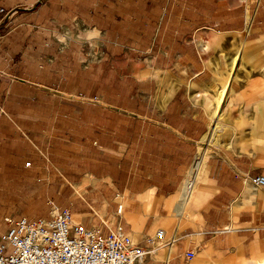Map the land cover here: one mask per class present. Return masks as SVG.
Instances as JSON below:
<instances>
[{
    "label": "crops",
    "instance_id": "crops-1",
    "mask_svg": "<svg viewBox=\"0 0 264 264\" xmlns=\"http://www.w3.org/2000/svg\"><path fill=\"white\" fill-rule=\"evenodd\" d=\"M239 1L235 6L242 14L245 8H259L261 2ZM194 2L0 0V7L5 9L37 6L35 11L15 17L12 28L0 37V101L4 104L11 100L9 92L14 85L27 94L14 95V100L33 103L34 107L38 102L51 103V97L57 93L72 95L62 82V78L66 82L68 72L67 51L61 43L64 39H69L71 50L79 58L77 68L90 63L89 58L85 59L91 54L87 52V43L94 52L96 45L105 46L116 65L130 54V49L154 50L151 69L146 68L149 64L132 65L135 73L151 70L148 78L137 80L138 85L152 89L134 95V88L133 108L122 109L114 97L100 103L98 95L87 98L78 93V98L94 104L95 113L96 103L102 106L108 122L102 133L82 121L88 132L83 133L85 127L76 129V140L70 145H54L48 137L56 135L49 128H44L41 136L32 132L29 136L44 142L47 153L78 162L73 181L79 185L81 194L86 193L94 201H121L119 210L126 205L123 225L113 222L105 227L107 223H93L83 215H72L74 223H84L103 235L121 227L129 237V233L134 236V240L130 238L137 244L155 236L158 230L163 231L155 252L135 264H264V188L254 187L249 180L252 175H264V154L249 155L242 151L229 156L211 155L204 163L205 176L196 183L195 177L203 164L199 161L191 189L187 190L185 177L196 159L199 143L210 128L209 117L191 90L192 84L200 83L198 78L206 73L204 65L197 67L200 64L197 60L202 62L201 51L189 39L197 29L222 21L212 20L211 0H203V16L208 11L205 19L194 21ZM214 6L216 11L235 8L226 0H217ZM180 8L188 13L177 16ZM189 24H194V28L178 29ZM145 40L154 42L153 47L146 48ZM213 105L214 101L209 106L210 118ZM65 106L79 110V105L71 102H65ZM85 115L95 123L101 120L88 110ZM28 116L39 119L35 114ZM8 117L16 120L17 116L0 113V120ZM128 123L132 124L129 132ZM30 157L33 161L29 167L23 166L19 159V162L11 160L1 166L0 175L5 167L11 182L32 179L43 191H51L52 171L42 167L33 154ZM56 167L63 180L70 182L64 168L58 164ZM178 190L180 204L175 202ZM44 212L45 207L0 211V235L9 228L6 219L35 218Z\"/></svg>",
    "mask_w": 264,
    "mask_h": 264
},
{
    "label": "rangeland",
    "instance_id": "rangeland-1",
    "mask_svg": "<svg viewBox=\"0 0 264 264\" xmlns=\"http://www.w3.org/2000/svg\"><path fill=\"white\" fill-rule=\"evenodd\" d=\"M216 2L217 0H211V4H213L210 9L211 18L215 21L222 19V21L197 29L189 39L191 44L201 51V59L204 63L197 60V63H200L197 67L204 65L206 73L204 76L201 75L203 77L198 78L200 83L192 84L191 90L197 102L204 107L209 117L210 128L207 132L208 135L206 134L199 143L196 159L185 177V181L188 183L196 175L199 161L203 164L198 176L195 177V181L196 183L201 181L205 176L204 163L211 155L229 156L242 151L249 155L255 153L257 156H261L264 154V116L262 117L264 111V0H261L257 9L248 8L246 10L245 8L243 14L241 9L235 6L240 4L239 0H226L229 5H233L235 8L228 10L222 8L221 11H216L214 6ZM194 6L196 8L194 21L198 23V21L205 19L208 11L203 16V0H195ZM36 9L37 6L35 5L30 10L20 11L8 24L1 28L0 37L12 28V21L15 17L33 12ZM187 13L185 8H180L176 15L183 16ZM179 28L181 31H185V28H194V24L182 25ZM80 39L82 40V38ZM61 43L67 51L65 59L68 68L67 80L65 82L62 78V82L73 92L72 95L70 93L64 95L57 93L51 97V103L38 102L34 107L33 103H22L14 100V95H27L21 87L14 85L9 92L11 100L4 104L1 102L2 100L0 101V113L3 116H5V112L17 116L16 120L9 117L8 120H0L2 122V126L0 125V172L1 166L8 165L11 160L17 161L19 159L23 166L29 167L33 161L30 155L33 154L36 160L42 164V167L46 166L52 171L53 183L50 185L52 189L51 191H43L42 186L36 181H31L32 179L20 178L19 181L11 182L12 178L4 167V173L0 175V211L31 208L40 210L45 207L44 214L34 216L37 218L48 216L51 208L57 207L68 210L73 216L83 215L92 222L94 221L93 223L95 221L107 223L105 227L113 222H120L123 225V213L126 205L119 210L117 206L121 201H94L86 193L81 194L79 188L77 189L79 185L73 181L76 179L73 170L76 169L75 166L78 162L70 157L55 156L54 152L47 153L45 143L34 141V138L29 136V132L35 133L38 137L44 133L42 131L44 128H49L56 135L48 137V140L52 139L54 145L74 143L76 129L85 127L83 133L88 132L84 123L89 124L90 127L99 128L102 133L103 129L108 128L107 118L101 111L102 106L96 103L97 110L95 113L94 104L91 105L87 103L86 99L78 98V93H84L83 95L87 98L98 95L100 103L114 97L122 109L133 108L131 107V103L134 101L133 94H131L132 90L135 88L134 95H136L142 92H150L152 89L143 84L138 85L137 80L138 78H148L151 70L150 73H145V70L135 73L132 70V65L142 67L144 64H149L146 68L151 69L150 63L152 56L154 57V50L146 52L142 47L136 51L130 49V54L122 58L121 63L124 62L116 65L113 62V55L107 53L105 46L98 47L96 45L94 52L91 45L87 43V52L91 54L87 55L85 59L89 58L90 63H85L84 68L82 66L77 68L80 63L79 58L71 50L69 39H64ZM143 44L146 48H152L154 42L145 40ZM235 53L241 56L237 64L232 65V59L237 55ZM126 60L129 62L127 65ZM55 74L59 73L55 72ZM225 84L228 94L220 111L215 114V97L218 90ZM212 101H214V105L211 109L210 118L209 106ZM65 102L79 105V110L65 106ZM86 110L88 113L96 115L97 118L100 117L99 123H95L90 116H86ZM29 114H35L39 119L32 120L33 118H30ZM21 115L26 116V118H19L18 116ZM131 129L132 124L128 123L126 131L129 132ZM56 164L64 168V172L67 173L66 178H69L70 182L64 181L65 179L61 177L59 169L55 168ZM64 176L66 175L64 174ZM190 183L192 184L193 181ZM179 190L175 198V202L178 204L181 203ZM129 235L134 240V236L130 233ZM147 238L140 245L145 244Z\"/></svg>",
    "mask_w": 264,
    "mask_h": 264
},
{
    "label": "built area",
    "instance_id": "built-area-1",
    "mask_svg": "<svg viewBox=\"0 0 264 264\" xmlns=\"http://www.w3.org/2000/svg\"><path fill=\"white\" fill-rule=\"evenodd\" d=\"M30 9L0 7V31L20 11ZM249 180L254 187L264 188L263 174L252 175ZM6 221L9 228L0 235V264H135L150 256L163 237V231L158 230L140 245L121 227L103 235L74 223L68 210L57 207H52L46 217Z\"/></svg>",
    "mask_w": 264,
    "mask_h": 264
},
{
    "label": "bare ground",
    "instance_id": "bare-ground-1",
    "mask_svg": "<svg viewBox=\"0 0 264 264\" xmlns=\"http://www.w3.org/2000/svg\"><path fill=\"white\" fill-rule=\"evenodd\" d=\"M240 56H241L240 54H237V55L234 56V58L232 59V65H234V64L236 65L237 64ZM227 91L228 90H226V84L221 89L218 90V92L216 94V97H215V106H214V113L215 114H217L220 111L222 103L224 102L225 97L228 94ZM191 185H192L191 183H188V185H187V189H189L188 191H190Z\"/></svg>",
    "mask_w": 264,
    "mask_h": 264
}]
</instances>
